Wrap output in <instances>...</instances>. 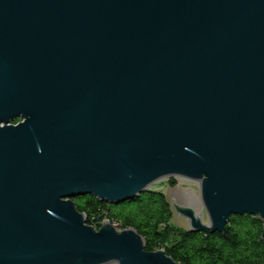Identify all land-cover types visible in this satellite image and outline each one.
<instances>
[{"label":"water","instance_id":"95a60500","mask_svg":"<svg viewBox=\"0 0 264 264\" xmlns=\"http://www.w3.org/2000/svg\"><path fill=\"white\" fill-rule=\"evenodd\" d=\"M169 177L264 242V0H0V264H178L73 202Z\"/></svg>","mask_w":264,"mask_h":264},{"label":"trees","instance_id":"16d2710c","mask_svg":"<svg viewBox=\"0 0 264 264\" xmlns=\"http://www.w3.org/2000/svg\"><path fill=\"white\" fill-rule=\"evenodd\" d=\"M82 198L83 205L75 207L84 214L88 226L98 229L107 221L118 228H132L142 236L146 251L162 249L178 264H264L263 224L255 216H232L220 233L184 232L171 226L173 212L160 192L146 191L120 205L92 196ZM126 205L134 206L129 216L111 212L112 207ZM172 236L176 237L173 241Z\"/></svg>","mask_w":264,"mask_h":264},{"label":"rangeland","instance_id":"374dc122","mask_svg":"<svg viewBox=\"0 0 264 264\" xmlns=\"http://www.w3.org/2000/svg\"><path fill=\"white\" fill-rule=\"evenodd\" d=\"M149 191L160 192L170 205L173 212V218L170 224L173 228L179 231L188 230V221L185 217L177 213L172 207V200L182 208H190L197 215H200L201 221L204 225L208 224V218L200 198V190L198 182L179 178V177H169L159 180L158 182L152 184ZM74 205L76 207H81L84 203L82 197L73 199ZM111 212L114 214H132L134 212L133 205H126L124 208L112 207ZM118 218V217H116ZM120 222L121 217L118 218ZM263 224V223H262ZM118 230H123L122 228H117ZM176 237L172 236L171 240H175Z\"/></svg>","mask_w":264,"mask_h":264},{"label":"bare ground","instance_id":"6f19581e","mask_svg":"<svg viewBox=\"0 0 264 264\" xmlns=\"http://www.w3.org/2000/svg\"><path fill=\"white\" fill-rule=\"evenodd\" d=\"M195 215V217H200V215H197L196 213L194 214ZM114 228H118V227H116L115 225H112ZM94 230H97V229H95V228H93Z\"/></svg>","mask_w":264,"mask_h":264},{"label":"flooded vegetation","instance_id":"af4514ba","mask_svg":"<svg viewBox=\"0 0 264 264\" xmlns=\"http://www.w3.org/2000/svg\"><path fill=\"white\" fill-rule=\"evenodd\" d=\"M17 122H19V119H18V120H16V121L14 122V124H16Z\"/></svg>","mask_w":264,"mask_h":264},{"label":"built area","instance_id":"2783aa9c","mask_svg":"<svg viewBox=\"0 0 264 264\" xmlns=\"http://www.w3.org/2000/svg\"><path fill=\"white\" fill-rule=\"evenodd\" d=\"M103 223H109V222H107V221H104ZM103 223H102V224H103ZM109 224H110V223H109Z\"/></svg>","mask_w":264,"mask_h":264}]
</instances>
